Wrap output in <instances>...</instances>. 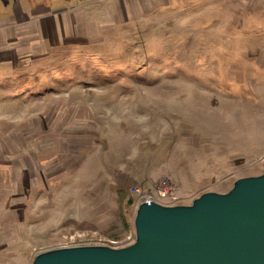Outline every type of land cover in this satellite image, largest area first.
Instances as JSON below:
<instances>
[{"label": "rangeland", "instance_id": "obj_1", "mask_svg": "<svg viewBox=\"0 0 264 264\" xmlns=\"http://www.w3.org/2000/svg\"><path fill=\"white\" fill-rule=\"evenodd\" d=\"M20 3L39 10L0 55V264L130 244L133 186L169 176L191 203L263 172L264 0Z\"/></svg>", "mask_w": 264, "mask_h": 264}, {"label": "water", "instance_id": "obj_2", "mask_svg": "<svg viewBox=\"0 0 264 264\" xmlns=\"http://www.w3.org/2000/svg\"><path fill=\"white\" fill-rule=\"evenodd\" d=\"M134 226L130 244L63 245L31 264H264V169L191 203L142 200Z\"/></svg>", "mask_w": 264, "mask_h": 264}, {"label": "crops", "instance_id": "obj_3", "mask_svg": "<svg viewBox=\"0 0 264 264\" xmlns=\"http://www.w3.org/2000/svg\"><path fill=\"white\" fill-rule=\"evenodd\" d=\"M50 9L46 7L47 10ZM39 8H30L28 11L23 10L20 0H5V3L0 8V55L1 58L7 56L12 57V54L18 53L20 55L22 45V29L23 17L25 19H32L37 14ZM69 10V9H67ZM27 11V12H26ZM29 12V13H28ZM60 18L65 19V14H61ZM75 15L68 16V19H75ZM55 19V18H53ZM56 21V20H55ZM70 21V20H69ZM38 25L34 23L33 26ZM31 26V25H30ZM218 191V190H217Z\"/></svg>", "mask_w": 264, "mask_h": 264}, {"label": "built area", "instance_id": "obj_4", "mask_svg": "<svg viewBox=\"0 0 264 264\" xmlns=\"http://www.w3.org/2000/svg\"><path fill=\"white\" fill-rule=\"evenodd\" d=\"M133 194L139 195L142 200L154 199L164 204H178L180 196L175 181L167 176L156 181L154 190L133 186ZM69 245V244H68Z\"/></svg>", "mask_w": 264, "mask_h": 264}, {"label": "bare ground", "instance_id": "obj_5", "mask_svg": "<svg viewBox=\"0 0 264 264\" xmlns=\"http://www.w3.org/2000/svg\"><path fill=\"white\" fill-rule=\"evenodd\" d=\"M70 245V244H69Z\"/></svg>", "mask_w": 264, "mask_h": 264}]
</instances>
